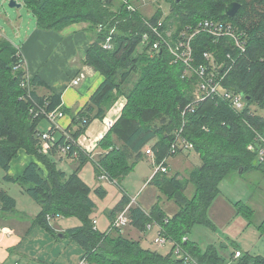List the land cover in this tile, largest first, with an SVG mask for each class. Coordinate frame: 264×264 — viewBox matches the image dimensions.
Instances as JSON below:
<instances>
[{"label":"trees","instance_id":"obj_1","mask_svg":"<svg viewBox=\"0 0 264 264\" xmlns=\"http://www.w3.org/2000/svg\"><path fill=\"white\" fill-rule=\"evenodd\" d=\"M19 2L33 14L37 27L43 31L61 32L74 24L85 23L86 32L93 39L85 64L104 77L89 102L74 116L72 127L76 129L67 130L72 138L67 142L64 131L57 130L40 113L57 109L64 113L61 95L52 91L39 95L38 89L45 87L43 80L28 74L20 48L0 36V170L4 172L3 182L20 185L41 207L32 220L33 227H40L55 238L69 237L82 249L81 261L85 259L88 264H185L174 257L173 249L168 254L152 251L125 237L123 230L112 227L117 215L131 204L132 198L124 191L120 202L107 213L109 228L98 229L94 224L95 197L103 199L107 191L103 187L93 188L81 175L82 166L92 162L100 180L104 170L109 181L119 184L145 158L147 148H151L157 165L168 157L180 155L171 154V146L176 132L183 129L182 137L194 145L201 164L188 178H182L179 173L170 175L167 167V173H154L149 182L174 200L179 211L169 216L158 203L149 211L134 205L129 209L130 226L147 233L148 225L156 223L164 237L180 244L200 264H226L215 245L203 249L188 234L196 225L213 227L208 213L220 195L223 180L253 169L264 171V162H259L263 146L260 138L264 139V0H182L180 3L169 0L166 17L159 0H148L156 5L150 16L136 0H128L134 10L121 0ZM234 2L242 7L230 18L225 11ZM205 21L231 24L246 34V49L240 57L228 38L217 39L202 32L192 41L197 64L205 63L206 52L214 54L219 64L227 63L228 55L236 57L222 86L234 96H243L242 111L232 107L233 101L221 98L196 100L197 78H183L185 66L174 62L168 46L153 32L157 27L163 39L174 35L172 40H176L175 34L187 28L194 30ZM108 38H111L110 50L103 47ZM157 41L162 43L159 49H154ZM121 97L127 100L122 114L100 142L97 158L91 159L73 141H78L95 119H104ZM45 121L50 124L48 131L40 129ZM44 132L56 136L48 154L41 151ZM66 145L70 150L64 155L61 148ZM251 145L254 151L249 149ZM21 150L36 162L15 178L10 173L11 163ZM56 156L76 159L79 167L67 173L58 167ZM190 185L195 189L191 198L186 196ZM0 207V217L14 214L17 208L16 199L5 189H0ZM59 218L77 219L79 225L57 233L51 222ZM234 249L230 258L235 264H264L263 258L243 253L236 258L239 250Z\"/></svg>","mask_w":264,"mask_h":264},{"label":"crops","instance_id":"obj_2","mask_svg":"<svg viewBox=\"0 0 264 264\" xmlns=\"http://www.w3.org/2000/svg\"><path fill=\"white\" fill-rule=\"evenodd\" d=\"M86 28L87 25L81 23L74 24L61 32H56L43 31L36 25V27L27 34L24 42L19 47L23 54L28 74L31 77L39 76L45 84V87L38 89L39 95H48L51 91L61 95L62 108L66 111H64V117L59 120V126L62 129L70 130L71 132L76 129V127H72L74 116L79 114L83 107L89 102L92 94L104 81V77L99 72H96L93 68L85 64V57L93 40L92 36L86 32ZM81 73L85 75V79L78 87L72 86V80L78 77ZM124 99L125 98L121 97L107 113L104 119H95L85 133L78 139L81 147L93 151L94 159H96L101 152L99 148L100 142L109 132L106 123L109 119L114 120V123L118 120L126 103ZM40 129L48 131L50 129V124L48 122L45 124L41 123ZM176 158L177 157H175V159ZM55 160L58 163V167L67 173H72L73 169L74 172L79 167V163L76 159H70L66 156H56ZM32 162H36V159L21 150L18 157L11 163V175L18 178ZM89 163H91V165H89ZM81 175L85 181H91L93 188L103 187L107 191V196L105 198L101 199L95 197V200L97 209L103 210L104 213L108 210L106 212L108 213L111 208H107L103 201L109 197V190L111 192L116 190V184H113L109 180L107 183L100 180L92 162H88L82 166ZM244 175L248 178V181H246L248 184L247 188L236 194L229 192V189L236 188V186H239L243 182L242 178ZM152 177L153 175L149 181ZM3 186L4 185H0V189H5L10 193V188H4ZM253 186H255L256 189L253 188ZM123 191L130 198H135L130 196L127 191ZM220 191V195L225 197L229 202L222 204L223 207L232 205L231 208L234 210L237 208V205H242L243 208L246 207L249 209V211H247L246 208L238 211V214L235 216L238 224L234 222V227L231 228L234 234L233 236L232 234H229V236L226 237L227 240L233 244V247H236L237 250L241 251L243 254L254 258L264 259V212L261 214V211L264 210V171L253 169L243 174H233L221 182ZM111 192L110 194H112ZM19 193L22 198L27 196L22 190ZM123 195L124 193L121 192L120 197L122 198ZM13 197L17 201L16 196ZM120 197L117 198L118 202L115 206L119 203ZM18 204L19 202L17 203V206ZM35 204L37 208L33 212V219L41 211L39 204L36 202ZM260 214V217L263 218L256 223L254 218ZM27 217L28 213L26 212H20V214H8L4 217L6 224H8L7 222H10V226L0 227L8 229L10 233H0V264H13L14 262H19L20 264L81 263L83 251L78 245L71 249L74 250L71 254L66 250L57 249L56 246H59L60 243L55 240L53 241L52 238L50 239L47 233L46 236L45 234L43 235L40 233L38 230L41 228L33 227L30 222L27 224L26 228H34L33 231L37 232L36 234L38 236L35 237L34 240L27 238V236L23 238L17 230L20 226V223H17V218L24 222ZM238 219H241V222H239ZM94 220L98 222L97 228L101 231H106L111 224L108 216L105 222H102L95 215ZM52 223L53 221L51 224ZM78 225L79 221L77 219L59 218V225L52 226L57 233H63L67 229ZM131 228L133 231L128 234V238L139 241L144 248L150 249V246L148 245L151 243L149 235L137 231L132 226ZM53 242L54 247H52ZM195 242L199 244L198 241ZM33 243L36 245L33 246ZM207 247L202 248L206 249ZM232 261L234 264L236 263V261Z\"/></svg>","mask_w":264,"mask_h":264},{"label":"rangeland","instance_id":"obj_3","mask_svg":"<svg viewBox=\"0 0 264 264\" xmlns=\"http://www.w3.org/2000/svg\"><path fill=\"white\" fill-rule=\"evenodd\" d=\"M19 2V0H17ZM136 2L141 5L142 9H144V12L147 15H151L153 12H155L156 5L151 4L148 2V0H136ZM21 3V2H19ZM22 8L19 9H11L9 8V0H0V36L5 38L6 40L12 42L14 45L17 47H20L22 43L24 42L27 34L33 30L34 27H36V19L33 16V14L24 6L23 3ZM159 4L162 7L165 17L169 13V0H159ZM141 47V51H142ZM197 86V85H196ZM194 96L197 93L196 91L198 90L197 87L194 89ZM125 98V97H123ZM125 102L127 103L126 98L124 99ZM117 103V102H116ZM125 103V105H126ZM123 104V103H122ZM125 107V106H124ZM123 111V109H122ZM264 114V112L262 111ZM110 120V119H109ZM114 121V120H112ZM46 122H43L45 124ZM200 156L197 152H191L189 154H180L177 156V158H170L168 161V167H169V174L170 175H175L179 173L182 178H188L192 170L199 166L201 163ZM154 159L152 156L146 155L145 158L140 160L134 170L129 173L122 181L119 182V184H116V190L110 191L109 190V197L103 201L104 204H106L107 208H111L112 210L115 206V204L118 202L117 198L120 197V193L125 190L129 193L130 196L136 198V205L142 207L145 211L150 210V206H153L154 204L158 203L160 206L165 210V212L169 216H173L179 211V206L174 200H170L167 196L164 194L160 193V191L154 187L153 185L149 184V179L154 173ZM91 165V163H89ZM170 165V166H169ZM74 170V169H73ZM72 170V172H73ZM0 185H4L3 187L10 188V193L13 196H16L17 198V203L19 202L16 211L14 214H20V212H26L28 213V217L25 219L26 221H22L17 218V223H20V226L17 228L18 232H20V235L24 238L27 236V238H30L32 240L35 239L38 235L36 234L37 232H34L33 229L26 228L27 224L30 222L32 224V219H33V212L36 210L37 206L32 198H29L27 196H24L25 198H22L20 196V193L22 188L18 184H8V183H3L2 177L4 175V172L0 170ZM242 183L239 186H236V188L229 189V192L236 194L239 191L247 188V182L248 178H246V175L243 176L242 178ZM86 182L92 186L93 184L91 183L90 180H86ZM104 183H107L105 180ZM102 183L103 185H105ZM253 188L256 189L255 186ZM194 186L190 185L186 191V196L192 197L194 193ZM110 192L112 194H110ZM232 198V197H231ZM121 200V197H120ZM119 200V202H120ZM224 203H229L225 197L219 196L214 203L212 204L210 210H209V219L213 223V227H208V226H203V225H196L191 232L188 234V238L193 240V241H198L199 244L205 248L208 245H215L219 251H221L222 257H225V263L226 264H234L232 259L230 258V254L234 252V247L233 244L227 240V236L229 234H234V232L231 230L234 224H238L236 221V214H238L239 210H242L244 208H235L234 210L231 208L232 205L223 207L222 204ZM237 210V211H236ZM108 210L103 212V210L97 209L94 212V215L97 216L102 222H105L107 220V212ZM236 211V212H235ZM264 212L261 211V214ZM171 214V215H170ZM256 216L254 220L256 223L262 219L263 217ZM247 218V217H246ZM30 220V221H29ZM239 222H241V219H238ZM6 224L4 216L0 217V226H10L9 223ZM53 226H58L59 225V219L53 220L52 223ZM231 225V226H230ZM230 226V228H229ZM40 233L45 236L48 234V237L53 239V241H58L59 246H56L57 249L61 250H66L68 251L69 254H71L74 250H71L72 248H75L77 244L73 242L69 237L66 239L61 237L55 238L48 232H46L43 229L38 230ZM133 229L131 226L125 227L123 229V234L125 237L128 238V234L132 232ZM34 232V233H33ZM47 233V234H46ZM149 235L150 242L148 245L150 246V250L152 251H158L163 254H168L170 250H172L171 245H167L166 247L164 246H159L154 244V239L157 237V230L153 229L150 232H147ZM43 239V237H42ZM134 240V239H132ZM31 241V240H30ZM42 242V241H40ZM36 244L33 243V246ZM226 246V248L224 247ZM54 247V242L53 246ZM174 257L177 259H180L179 256L174 254Z\"/></svg>","mask_w":264,"mask_h":264},{"label":"built area","instance_id":"obj_4","mask_svg":"<svg viewBox=\"0 0 264 264\" xmlns=\"http://www.w3.org/2000/svg\"><path fill=\"white\" fill-rule=\"evenodd\" d=\"M123 3L128 5V7L132 10H134V6L128 2V0H121ZM161 22L159 23V26H161ZM191 29V28H190ZM190 29H186L184 32H181L179 34H175L176 40H172V36L170 33H168V37L171 36L168 40H165L162 38L160 31H158V28H153V32L157 35V37L162 40L169 48V51L174 57V62L176 63H182L185 66L184 75L183 78L187 79H193L197 78L198 81L197 84V94L196 100H200L206 97H213V98H221L225 101H233L231 103L232 107L236 111H242L245 108V104L243 101V96L241 94L233 95L230 91L224 89L222 86L223 81L228 75V72L231 71L234 67V62L236 60V57H232L231 55L227 56V63L219 64L216 60V57L214 54L210 52H206L204 54L205 63L204 64H197L193 55V46L192 41L193 38L202 32H208L213 37L220 39V38H228L233 42V46L235 51L237 52V55L240 57L246 49V34L243 31H238L237 28H235L231 24H225L222 22H214V21H205L198 25L197 28L194 30L191 29V32H189ZM145 40H147V36L145 37ZM167 41V42H166ZM161 41H157L154 45V49H159ZM103 47L107 50H110L112 48L111 44V38H108ZM231 62V65L229 63ZM85 79V75L81 73L78 77L72 80L71 85L74 87H78L82 81ZM40 113L46 116L48 120L54 124V126L59 131H64V135L67 137V142L71 138V134L67 133V130L62 129L59 126V120L64 117V113L60 110H56L54 112L47 113L45 110H41ZM31 114H34V110H31ZM39 115V112L36 113V116ZM107 128L110 130L113 125L114 121L110 119L106 123ZM182 131L183 129H180L176 132L175 140L173 141V144L171 146V154H185V153H191L194 152L195 147L194 145L189 142L187 139L182 137ZM56 136L50 132H44L41 135V151L44 154H48L52 147V142L55 141ZM261 142H263V146L259 151V162H264V139L260 138ZM81 150L86 152L91 159H94V156H90V154L93 155L92 150H88L86 148L81 147L78 141H73ZM68 144V143H67ZM251 151L255 150V147L251 145L249 147ZM70 150V146L66 145L65 147L61 148V153L64 155H67V153ZM145 153L148 156L153 157V152L151 148H147L145 150ZM170 157L166 158L162 163L156 164L154 161V173H167L168 172V161ZM102 180H109V176H107L106 172L103 170V174L100 176ZM136 204V198H132L131 204L127 206L124 210H122L118 215L116 220L114 221L112 227L114 229H121L123 230L125 227L130 226L131 219L129 216V209L131 206H134ZM51 220V218L49 219ZM94 224H97V221H94ZM153 229L157 230V237L154 239V244L159 246L166 247L167 245H171L173 249V253L179 256L181 260L185 262V264H200L198 260L193 257L189 252H187L180 244H177L172 239L166 238L161 234V227L154 223L148 225V232L152 231ZM0 233H7L9 234V230L3 227H0ZM184 241H187V238L184 239ZM236 258L242 257V252L237 251ZM13 264H20L19 262H14ZM80 264H88L87 260H82Z\"/></svg>","mask_w":264,"mask_h":264},{"label":"water","instance_id":"obj_5","mask_svg":"<svg viewBox=\"0 0 264 264\" xmlns=\"http://www.w3.org/2000/svg\"><path fill=\"white\" fill-rule=\"evenodd\" d=\"M182 0H176L177 3H180ZM9 8L11 9H19L22 8L23 5L21 3H19L17 0H9ZM242 5L239 3H231L226 7V11H225V15L233 18L236 16V14L239 12V10L241 9ZM245 97V96H244ZM246 99L248 100L249 97H246ZM255 164H257V162H255ZM242 173V172H240ZM2 213V208L0 207V215ZM63 238V235L61 236Z\"/></svg>","mask_w":264,"mask_h":264}]
</instances>
